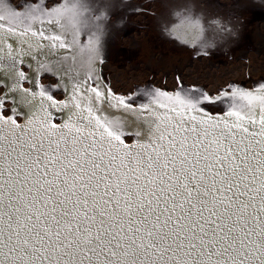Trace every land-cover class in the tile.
<instances>
[{
  "label": "water",
  "instance_id": "1",
  "mask_svg": "<svg viewBox=\"0 0 264 264\" xmlns=\"http://www.w3.org/2000/svg\"><path fill=\"white\" fill-rule=\"evenodd\" d=\"M0 264H264V0H0Z\"/></svg>",
  "mask_w": 264,
  "mask_h": 264
}]
</instances>
